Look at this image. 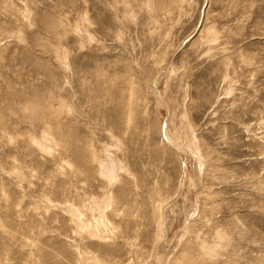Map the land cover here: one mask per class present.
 I'll use <instances>...</instances> for the list:
<instances>
[{"label":"rangeland","instance_id":"obj_1","mask_svg":"<svg viewBox=\"0 0 264 264\" xmlns=\"http://www.w3.org/2000/svg\"><path fill=\"white\" fill-rule=\"evenodd\" d=\"M0 264H264V0H0Z\"/></svg>","mask_w":264,"mask_h":264},{"label":"bare ground","instance_id":"obj_2","mask_svg":"<svg viewBox=\"0 0 264 264\" xmlns=\"http://www.w3.org/2000/svg\"><path fill=\"white\" fill-rule=\"evenodd\" d=\"M156 93H157V91H156ZM157 96H158V98L160 99V96L158 95V93H157ZM166 122H167V120H166ZM165 131H166V123L164 124V133L163 134H165ZM167 141H168V139H166ZM169 142V141H168ZM172 147H174V148H176L174 145H172L171 143H169ZM177 149V148H176ZM107 206V205H106ZM93 212V211H92Z\"/></svg>","mask_w":264,"mask_h":264},{"label":"water","instance_id":"obj_3","mask_svg":"<svg viewBox=\"0 0 264 264\" xmlns=\"http://www.w3.org/2000/svg\"><path fill=\"white\" fill-rule=\"evenodd\" d=\"M163 127H164V123H163Z\"/></svg>","mask_w":264,"mask_h":264}]
</instances>
